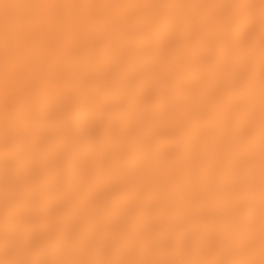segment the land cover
I'll use <instances>...</instances> for the list:
<instances>
[{
  "label": "bare ground",
  "instance_id": "bare-ground-1",
  "mask_svg": "<svg viewBox=\"0 0 264 264\" xmlns=\"http://www.w3.org/2000/svg\"><path fill=\"white\" fill-rule=\"evenodd\" d=\"M0 264H264V0H0Z\"/></svg>",
  "mask_w": 264,
  "mask_h": 264
}]
</instances>
